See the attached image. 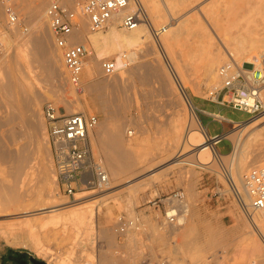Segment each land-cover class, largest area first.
<instances>
[{"label": "rangeland", "instance_id": "rangeland-1", "mask_svg": "<svg viewBox=\"0 0 264 264\" xmlns=\"http://www.w3.org/2000/svg\"><path fill=\"white\" fill-rule=\"evenodd\" d=\"M82 1L84 0H77V3H80ZM158 1H160L161 4L163 3V6L161 4L160 5L163 9L167 10H164V12L167 13L165 18H158L155 20L158 22L155 24L157 28L166 26L168 22H171L175 25H179L182 22H185V28L179 35L178 42L174 43L172 52L173 62H175L181 70L185 69L184 65L182 64L185 60L184 57H186L187 54H191L187 53V51L192 48H199L202 42L204 43L205 41H207V37L205 36L208 33H211L213 35L217 43H221L214 27L211 25L208 17L206 16V11L209 9V6L211 4L216 3L219 5L221 4L220 2H223L224 0H171L172 3L176 2V4H174V6H176L174 7L175 9H169L168 7L165 8L166 5L164 3V0ZM3 2L7 5H11L12 9L17 12L21 21V23H19L21 33L10 34L8 37L10 42L7 47V49L9 50L8 59L10 58L12 60L14 57L13 55H15L16 51L23 49L24 46L27 45L28 40L31 38L30 31H32L33 29L37 30V25L42 23V20L43 22L45 21L46 17H41L40 14H42L43 11L42 13H39L38 7H40L39 5H41L42 7L45 3H47L48 5L49 0H0V4ZM47 5H44V11L46 10ZM3 7H0V23L2 28L7 25H11L8 22L9 16L6 13V7H4V9ZM171 10H175L173 11L174 13ZM172 15L174 17H172ZM225 22H227L226 18L222 20V23ZM31 24L33 25L31 26ZM44 24L46 28H48L47 30L50 31L47 25L48 23ZM24 28H28V30L25 31ZM261 28L262 27L260 26L259 29ZM49 33H51V31ZM49 38V41H51L50 43L53 45V48L52 45H50V51L52 52L54 49H56L54 47L55 44L52 34H49ZM4 47L6 46L0 43V58L3 56L2 52ZM155 47L157 48L158 46L155 45ZM53 53H55V50L53 51ZM144 53L145 55H141L142 57L136 59V63L140 61H150L153 63L159 62L163 65V67H167V62L166 60H164V57L156 55L155 53L147 52L146 50ZM60 54H62L61 51ZM254 54H256L255 56L257 57L259 56L260 60H262L263 57L258 53L257 50H254L251 53L252 56ZM30 57V65L36 67V77L41 81L43 78H45L46 75L43 63L35 58V56L33 57V55H31ZM106 59H115V56H111ZM132 65L133 63L130 64V66ZM253 67L254 65L246 64L243 69L246 71H252L254 69ZM166 69L168 70V68ZM17 72L18 71H16L15 74ZM184 72L187 74L188 71L184 70L182 72L185 75V79L186 77L187 79H194H192V82L190 79L189 82L186 79L187 81L185 83V86L187 93L183 91L178 79H176V82L179 85L181 91L179 89L174 91V88H172V86L166 88L163 87V81L160 77L153 76L149 81H145L142 75L140 76L139 74L127 77L125 82H123V89L119 88L122 89L121 91L123 92L117 91V88L113 89H117L116 91H113L112 88H107L101 92L103 95L104 93L105 95L107 94L106 97L104 95L103 99L107 98V100L109 101L108 104L113 107L111 108L109 106L110 111L114 110L112 112L113 114L116 112V110L118 111L115 114L118 113L119 115L115 116L114 114V121H116L117 124L121 126V133H123L124 138L127 139L132 135L130 137V143L135 149L134 153L132 154L133 157H131V155L126 152L124 148L121 151L115 150L112 153L115 160L119 162L120 165L126 168L125 174H123L118 179H113L110 174V183L108 187L103 190H81L78 191L75 196H68L63 190H59L58 188L57 191H59L60 195H53V191L51 196H40L30 203H23L21 201L4 202L3 204L5 205L0 206V264H19L18 262L9 259L10 256H21L25 260L29 261V263L31 262V258H35L37 260L45 262V264H145L144 258L147 255L144 256V254L146 252H148V256L153 258L150 261L151 264L156 262L159 256L166 257L169 262L172 260L175 262L177 261L180 264H190L191 259L189 256H187V254L185 255L184 246H182V253H180V251L177 255L175 254V252H173L175 250L174 248L176 247L175 244L179 242H181L182 244L188 243L187 245L191 246L193 243H197L199 248L202 245L203 248L201 247V249L206 248L204 250L206 252L210 251V255L212 249L215 250L214 258L210 257V259L212 258L213 261L211 262L212 264H264V257L260 256V250L258 249L259 244L256 242V239L259 238L261 243H263L264 245V235L262 233L263 230L252 224L238 206L226 181V177L221 170V165H217L220 161L218 162L217 160L218 163L212 161L213 154L208 158V160H210L209 164L215 162V164L217 165L216 168L218 167V169H202L195 167V183L191 186L188 185L187 181L183 182L176 174L172 173L170 169L166 168L173 161V159L168 156L169 154L163 156V158H161V161L160 159H157L154 162H147L146 157L139 154L138 141L141 136V131H139V129L141 128L142 124H145L148 129L147 133L145 134L150 139V143L149 145H147V149H149L151 146L149 150L151 151L152 149L153 151V149L155 150V143H162L171 139L175 133V131L173 132L174 126L184 118L186 120L188 118L190 119V115H192L196 121V125H194L195 129H193V131L191 132V134H193L192 136L194 137L197 134L202 137L201 133L204 132V128H202L203 126L208 127L209 132L212 135L225 132V125L222 121H220V117L215 116L216 114H221L226 118H230L238 122L249 120L250 122H253L264 116L263 113L256 117H252L245 111L232 109L231 104L228 101L230 99V93H227V89L225 88L226 80L224 78L222 79V84H218L217 86V84H206V82H204V77L202 76V71L201 73L199 72V70L193 71V73H196L195 75L193 74L192 78L190 77V75L192 74L191 71L188 72L187 76ZM197 72L199 73L197 74ZM110 74L112 75L114 74V72L107 74L105 72V74H102V77ZM2 75L4 76V74ZM16 75L19 76V72ZM65 76L67 77V74ZM94 76V80H100L102 78H98V71ZM91 77L92 76H89L86 68L84 67V83L88 84ZM199 77L200 79H196ZM201 78L203 80H201ZM166 79L167 78L164 75V80ZM196 80H199L200 82ZM43 81L44 80H42L41 83L45 86L46 83ZM65 83H67L66 86H69V89H71V84L66 80ZM204 83L206 85H204ZM193 89L196 92L198 89L200 93L197 94L195 91H193ZM32 90L34 94L35 89L33 88ZM20 95L22 96V94H19V98ZM80 95L82 96V94ZM92 95H87L86 98L82 99V108L84 109V112L96 113L99 116V124L93 133V138H96L98 140V146L100 148V151L98 152L100 153L105 163V160H107V154L104 143L102 141L99 142L98 135H100V129H109L110 122L106 120V118H108V112L103 108L100 100L98 98L96 99L97 94ZM189 97L192 103L195 105V110L197 113L190 109ZM109 98L111 99V101L113 99L114 103L110 102ZM21 101H23V99H21ZM20 102L18 105L21 108L24 102L22 104ZM46 102H52L56 107H59L62 112H68L66 105L64 103H57L55 98L51 97L49 100H45L44 102H42L41 106L39 104L38 107H36V109L41 108L39 109L41 111H37L36 113L39 114L36 115L38 130L40 129L39 126L41 127L40 121H42V118H44L43 120L46 123L43 112V107ZM123 103H125L126 105L123 106ZM7 105V102L0 97V119H5L4 124L0 126V139L3 144L6 147L12 149L20 147V145L28 139L26 140V138L24 137H15V140L13 135L14 131L20 128H24V125H28L30 127V130L32 131L30 137V150H32L33 153L31 154V158H35L37 162L40 159L48 160V151L45 147V140L43 137L44 130L41 132L42 129H40L39 133H42L41 135L37 133V129V132L35 131L34 126L31 124V120L33 118L32 116L34 113L33 110L30 109L32 111H27L30 107H28V109L22 107L20 111L23 115L18 118L19 115L15 114L17 111L9 106L7 107L9 109H7ZM12 114H15V118L18 119H16L15 121H8L7 118H13ZM199 114H202V116L204 117H213L214 120L210 118H203V121L206 124L204 125L202 120V123L199 121ZM109 116H111V114ZM123 121L126 123V128L128 130H130L131 132L135 131L133 132L134 135L133 133H128L126 129V131L122 129L123 124L125 125ZM188 122L186 124H188ZM256 125L257 126L251 129L253 132H259L257 133L259 136L257 144H259L260 146L258 145L256 148H254L256 146V144H254L255 146H251V149L253 148V150H261L264 148V136L263 134L261 135V133H264V119L259 121ZM237 129L238 128H234V130H232L235 131ZM232 130L229 133L233 132ZM260 130H262V132ZM194 131L196 132L193 133ZM46 134L48 136L47 128ZM260 137L262 138V140L259 139ZM48 140L49 136L47 141ZM260 143H262L263 145ZM191 145L192 144L189 145V149L187 148V153L180 157V159L197 151L191 149V147L193 146ZM217 145L218 150L221 153H229L233 148L232 141L228 138H224ZM155 162H159L154 166L155 170L163 169L162 177L160 178L159 182H157L154 186L151 185L145 189H137L138 187L135 188L134 185L132 186V184L138 182L139 180H142L150 174L149 170L151 168L149 167V165ZM10 166L11 162L9 160L0 159V170L3 169L6 171V173L3 175H1L0 171L1 176L6 175V181H0V183L2 184H0V186L4 188L3 189L1 187V189L3 190H5V187L8 184L13 185L15 181V178L10 173L8 174ZM187 167L191 166L187 165ZM244 172L245 171H243V174ZM157 187H163L166 191L181 188L185 191L187 199H189V202H191L190 204H192L193 202V200H191V194H194L196 196L195 199H197L198 203L200 202L197 208L193 207V209L195 208V210L198 212L197 228L193 232H190L188 236L184 235L185 237H183V235H178L176 237L170 236L169 240L171 238V242L167 243L166 246L163 245L159 239H154V234L152 236V234L150 233L152 231H150L149 226L146 224V216L151 217L152 221L154 220V222H156V220L159 221L158 217L161 219L160 212L153 208H150L149 211H146L148 207L143 206L144 201L147 198L152 197ZM135 189L136 191H134ZM3 190L2 194H4ZM195 193H197L198 195H196ZM134 194H137V196L135 197ZM77 197L82 198L76 201ZM79 201L84 204L72 209L66 208L54 212H48L46 214L39 213L27 217H10L11 215H9L11 211L20 212L23 209H35L37 207L39 208V206L41 205L50 206L54 203L59 202H66V205H69ZM131 203H133V205ZM130 208H132V210ZM78 209H84L86 214H91L92 216V222H90L89 220L90 215L89 217H86L87 219H85V221H89H86V223L82 225L84 226L85 224H87L85 225L86 227L81 228V231H76V227L73 226V211H76ZM131 212H134L132 214H137V217L140 218V221L143 224L142 226L140 225L141 231L133 229L129 230L127 234L125 233L119 235L118 225L116 224L118 221V217L122 214L130 217ZM64 217H67V219H65ZM69 218H72L73 221L71 222ZM249 230H252L256 237L252 233L250 234L249 232H247ZM173 245L175 247H173Z\"/></svg>", "mask_w": 264, "mask_h": 264}, {"label": "bare ground", "instance_id": "bare-ground-1", "mask_svg": "<svg viewBox=\"0 0 264 264\" xmlns=\"http://www.w3.org/2000/svg\"><path fill=\"white\" fill-rule=\"evenodd\" d=\"M141 1L144 7L146 6L145 7L146 17L144 18V21L136 29H125L120 27L119 19L115 18L113 22H111V24L106 29L98 32H92L89 30L88 27L89 24L88 19H85L82 28L80 30H77L72 36L71 38L72 42L85 44V46L89 51L84 64L87 73L89 74V76L92 77L89 79L88 84L84 83L85 87L82 93H77L72 85H71V89H69V86L68 87L66 86L67 83H65V80L68 81V78L65 76L67 73L64 66L62 54H60L61 50L58 49L56 46H54L56 48L54 49L55 53H53L54 51L53 49L52 52L50 51L51 50L50 45L52 44L50 43L51 41H49L50 39L49 34L51 33H49L50 31L47 30L48 28H46L44 24L47 23V20L45 18H44L45 19L44 22L42 20V18L45 17V11H46L43 10L45 8L44 5L45 4L47 5V3H45L42 7L41 5H39L40 7L37 6L39 8V9L37 8L39 13H42L43 11V13L40 14L42 17L41 18L42 23L37 25L36 28L37 30L33 29L34 31L33 30L30 31L31 38L28 40L27 45L24 46L23 49L16 51L15 55H13L14 57L12 60L10 58L8 59L9 50L7 49V47L10 44L8 37L10 34L21 33L20 28L18 24L9 25V26L7 25L2 28L0 23V43L6 46L3 48V52H2L3 56L0 58V97L7 102L8 105L6 106V108L9 106L14 110H16L17 112L15 114H18L19 116L18 115L17 116L19 118L21 115H23L20 111L21 108L24 107L28 109V107H30L29 110L27 111L33 110L34 112L32 116L34 119L31 117L32 118L31 124L34 126V129L37 132L38 122L36 119L37 118L36 115L39 114L36 113L37 111L40 112L41 110L39 109L41 108L36 109V107H38L39 104L41 106L42 102H44L45 100H49L51 97L55 98L57 103H64L66 105V108L69 113L80 112V111L84 112V109L82 108L83 106L82 99L86 98L87 95L97 94L96 99L98 98L100 100L101 104L103 105V108L108 112V118H106V120L110 122L109 129L108 130L100 129V135H98V137H99V142L102 141L104 143L107 154V160H105L104 164L106 166L109 175L111 174V177L113 179L120 178L126 172V168L120 165L119 162H117L113 157L112 154L113 151L115 150L121 151L124 148L125 151L128 152L131 155V157H133L132 154L134 153L135 149L133 145L130 143L131 140L130 137L132 135L127 139L124 138L123 133H121V126H119L117 122L114 121L115 116L119 114L118 113L115 114L116 112H118L116 110L114 116V114L112 113L114 110L110 111L109 109L110 105L108 104L109 101L107 100V98L103 99L105 93L104 95L101 93L102 91H104V89L112 88L113 90L114 88H117L118 89V90L116 89L117 91H121L123 89L122 87H124L123 82H125L128 76L139 74L140 76L142 75L145 81H149L153 76L160 77L162 78L163 81V87L166 88L172 86V88H174L173 89L174 91L177 89L180 90V87L176 82L177 81L176 79H178V81H180V85L182 86L183 91L187 93L185 83L187 80L189 82L190 78L187 79L186 77L187 80L185 79V75L182 73L184 70L188 72L190 71L192 72V74L190 73L191 78L193 74L195 75L196 73V72L193 73V71L199 70L200 73L202 71V76L204 77L205 80L204 82H206V84L211 83V84H217L218 86V84L219 85L222 84V79L224 78L227 81L226 85L231 86L232 82H230L229 79L233 78V75L236 73V68L239 62L241 67H244L246 64L254 65L253 67L254 69L252 68L253 69L252 72L254 74H256L255 73L256 70H258L264 64V0H224L223 2H220L221 4L219 5L216 3L211 4L209 6V9L206 11V16L208 17V20L211 23V25L214 27L216 34L218 35L221 43L220 44L217 43L213 35L211 33H208L205 36L207 37V41H205L204 43L202 42L200 47L196 46L199 48L196 49L192 48L193 50L190 49L189 51H187V53H191V54L190 55L187 54L186 57H184L185 60L183 59L184 62L182 64L184 65L185 68L184 70L182 69L183 71L179 68V66H177L175 62H173L172 52H173L174 43L178 42V37L181 34L182 30H184L185 28L184 27L185 22H182L179 25H175L172 24L171 22H168L166 26L157 28L155 24L158 22L155 20L158 18H165L167 13L164 12V10L166 9H163L161 7V5L163 6V3L161 4L160 1L158 0H141ZM172 1L164 0V3L166 5L165 8L168 7L169 9H173L174 7H176L174 6L176 2L172 3ZM6 5L7 4L3 2L0 4V7L1 6L5 7ZM132 7L133 5H131L129 10H131ZM172 17L174 16L172 15ZM225 18L227 19V22L222 23V20H224ZM32 25L33 24H31V26ZM151 26L152 28H156L157 30L161 31L160 38L158 41L159 43L156 41L154 37ZM260 26L262 27L261 29H259ZM155 45L158 46L157 47L158 49L155 47ZM145 50L147 52L155 53L156 55H160L164 57L165 58L164 60H166L167 62L166 68H168V70L165 67H163V65L159 62L153 63L150 61L149 62L140 61L136 63L135 62L136 59L142 57L141 55H145L144 53ZM254 50H257L258 53L263 57L262 60H260L259 56L258 57L255 56L256 54H254L253 56L251 55V53ZM31 55H33V57L35 56V58H37L43 63V66L46 71V75L45 78H43L42 80H44L43 82L46 83V84L44 83L45 86L42 85L41 83L42 80L40 81V79L36 77L35 74L36 67L30 65ZM125 55L130 58L131 64L133 63L132 66L125 64L124 61ZM111 56H115V59L117 60V71L114 72V74L112 75L110 74V75H106L105 77H102V74H105L102 68V62L104 59ZM164 69H166L167 71ZM16 71L19 72L20 74L19 76L16 75L18 72L15 74ZM97 71L99 72L98 78L102 77L101 79L99 78L100 80L98 79L94 80L95 78L94 75ZM199 72H197V74ZM2 74H4V76ZM164 75L167 78L166 80H164ZM192 79H190L191 82L194 80ZM196 79H200V77ZM201 80L203 79L201 78ZM206 84L204 83V85ZM33 88L35 89L34 94L32 90ZM193 91L195 90L193 89ZM196 93L197 94L200 93L198 89ZM258 93L260 94V97L264 100V86L260 88ZM19 94H22V96L20 95V98H19ZM80 94H82V96ZM101 94L103 95V97ZM19 99L20 101L21 99H23V101L20 102ZM19 102L21 104L24 102L21 108L18 105ZM110 102H113V99L112 101L110 99ZM125 103H123V106L126 105ZM189 103H190L189 104L190 109L196 112L195 105L192 103L190 97H189ZM15 114H12L13 118H7V120L15 121L16 119H18L15 118L16 117ZM110 114L111 116H109ZM199 116H200L199 121L201 122L202 120L203 124L206 125L203 121V118H208V117L207 116L204 117L202 116V114H199ZM215 116L220 117L219 118L220 121H222L223 124L225 125L224 136L232 141L233 148L229 153H225V152L221 153L218 150V145L216 144L215 140L210 139L211 138L210 135L212 136V134H210L208 127H204L203 124H202L203 126L202 128H204L203 129L204 132L201 133L202 137H200L197 133H196L197 135L195 134L196 135L195 137L192 136L193 134H191V132L193 131V129H195L194 125H196L195 124L196 121L194 117L190 115V119L188 118L189 122L188 119L186 120L183 117L184 119H182L179 123H177L174 126L173 132L175 131V133L171 139L162 143H155L154 145L155 150L153 149V151L152 149L151 151L149 150L151 146L150 148L148 147L149 149H147V145H149L150 139L145 135L148 130L147 126L145 124H142L141 128L139 129V131H141V136L138 141L139 154L141 156H145L147 162H154L157 159L158 160L160 159L161 161V158H163V156L169 154L168 156L171 157L173 161L166 168L170 169L171 172L176 174L183 182L187 181L188 185L190 186L195 183V178H196L195 167L202 169L205 168L218 169V167L216 168V166L221 165V170L222 171H224V169L227 170L229 174L233 177L237 185L241 187L243 184L242 182V178L244 175L243 171L246 172L249 169H251V167L264 165V148L261 150H257V149L253 150V148L251 149V146H255L254 144H256L254 148H256L259 145L257 144V140L259 137L257 133L259 132L255 131L256 132L255 133L252 131L251 128L257 126L256 124L262 119H264V116L260 117L259 119L253 122H250V120L238 122L235 120H231L230 118H226L221 114L220 115L216 114ZM43 119L44 118H42V121H40L41 123L39 122L41 125V127L39 126V128L42 129L41 132L44 130L43 137L45 140V147L48 151V160L47 159L39 160L37 158L39 160L37 162L35 158H31V154L33 153V151L30 150V146H31L30 137L32 131L30 130V127L28 125H24L23 126L24 128H20L14 131L13 134L14 139L15 137L16 138L24 137L26 138V140L28 139L27 141H24V143H22L20 147L16 149L6 147L0 139V159L9 160L11 162V166L8 170V174L10 173L15 178L13 185L10 184L7 185L6 184L7 182L5 183L7 185L5 187L6 191L3 190L4 188L2 186H0V206L5 205L3 204L4 202L21 201L23 203L24 202L30 203L40 196L41 197L51 196L53 191H54L53 195H60L59 191H57L59 186L58 183L56 182L57 179L54 173V168H53L54 163L51 157L52 153L47 141L48 139V136L46 134L47 126ZM210 119H213V117ZM4 121L5 119L3 120L2 118L0 119V126L4 124ZM187 122L188 124H186ZM123 123L125 122L123 121ZM126 127L127 126L125 123V125L123 124L122 129L124 131L127 130L128 133L135 132V131L131 132ZM234 128H238V129L233 131ZM40 129L38 130L37 133L40 132ZM231 130L233 132L229 133ZM260 131L262 132V130ZM195 132L196 131H194L193 133ZM39 134L42 135V133ZM262 134L264 136V133H261V135ZM261 137L259 139L262 140L263 137L262 138ZM92 141L95 151L99 153L98 151H100V148L98 146V140L92 137ZM190 144L193 145V146L191 145L192 147L190 146L191 149L197 151L193 154H190L180 159V157H182L187 153L188 151L187 148L189 149ZM212 154H213L212 161L217 162L218 160V162L220 161L219 164L216 165L215 162L209 164L210 160H208V158ZM158 163L159 162L150 164L149 165V167L151 168L149 170L150 174L147 177L143 178L142 180H139L138 182L132 184V186L134 185L135 188L138 187L137 189L139 188L145 189L151 185L154 186L157 182H159L160 178L162 177L163 169L155 170L154 166ZM187 165H190L191 167H187ZM0 171H1V175L6 173V171L3 169H1ZM1 175L0 177L2 178H0V181L2 182L6 181L5 178L6 175L5 176H1ZM1 187L3 189H1ZM2 190L4 194H2ZM134 191H136V189ZM137 194H134L135 197L137 196ZM195 194L198 195L197 193ZM80 198L82 197H77L76 201L80 200ZM195 198L196 196L194 194L193 195L191 194V200H193V202L192 204H190L191 202H189L190 204L189 216L182 225L164 226L161 223V219L159 217H158L159 221L156 220V222H154V220L152 221L151 217L146 216L147 218L146 224L149 226L150 231H152L150 232L152 236L154 234L155 236L154 239L155 238L159 239L160 242L166 246L167 243L171 242L170 241L171 238L169 240L170 236L176 237L178 235L180 236L183 235V237H185L188 236L190 232H193L198 225L197 224L198 212L195 210V208L193 209V207L197 208L198 204L200 203V202L198 203L197 199ZM245 200L248 201V198H245ZM188 201L190 200L188 199ZM82 204L84 203H82L81 201L74 202L69 205H66V202H59V203H54L53 205L50 206L41 205L39 206V208L37 207L35 209H28V208L23 209L20 212L11 211L10 214L9 213L8 214L11 215L10 217L13 216L27 217L39 213L46 214L48 212H54L66 208L72 209V208H76L77 206H82ZM131 204L133 205V203ZM130 209L132 210V208ZM132 213L134 212H131L130 217L136 218L137 214L133 215ZM89 215H90L89 220L90 222H92L91 214H86L84 209H78L76 211H73L74 221L72 220V218L69 219L71 222L72 221L74 222L75 225L73 224V226L76 227L77 229V230L75 229L76 231H81V228L86 227L85 225L87 224H85L84 226L82 225L86 223V221H89V220L85 221V219H87L86 217H89ZM254 216H255L254 217L255 225L259 227V229L263 230L262 233L264 235V223H263L264 211L262 213L255 214ZM65 219H67V217ZM140 225L141 226L143 225L141 221H140ZM133 229L134 227H132L129 230H133ZM129 230L127 232H129ZM139 230L141 231V229ZM247 232H249L250 234L252 233L256 237V235L253 233L252 230H249ZM256 242L259 244L258 249L260 250V256L264 257L263 243H261L259 238L256 239ZM185 244H182L181 242L176 243L175 244L176 247L173 245V247H175L174 248L175 250L173 252H175V254L177 255L179 254L180 251H181L180 253H182V246H184L185 255L187 254V256H189L191 259L190 264H202V263L210 264L211 262H213L212 258H214L215 256V250L212 249L210 255V251L206 252L204 250L206 248L201 249V247L203 248L202 245L199 248L197 243L196 244L193 243L192 246L187 245L188 243L186 244L187 246ZM168 246H172V245H168ZM210 257L212 258L210 259ZM169 263L180 264L177 261L175 262L172 260Z\"/></svg>", "mask_w": 264, "mask_h": 264}, {"label": "built area", "instance_id": "built-area-1", "mask_svg": "<svg viewBox=\"0 0 264 264\" xmlns=\"http://www.w3.org/2000/svg\"><path fill=\"white\" fill-rule=\"evenodd\" d=\"M131 5L133 7L129 10ZM5 7L9 24L19 25L21 21L17 12L11 5ZM45 17L54 44L62 52L68 81L77 93H82L85 87L83 70L88 50L85 44L72 42L71 38L82 28L84 20L88 19V27L92 32L106 29L115 18L119 19L120 27L136 29L144 21L146 10L141 0H84L80 3L75 0H49ZM24 30L27 31L28 28ZM152 32L158 42L161 31L152 28ZM124 61L126 65L131 64L126 55ZM102 68L106 73L115 72L117 60L104 59ZM252 71H246L238 64L236 73L229 79L232 85L225 84V88L230 93L228 101L232 109L245 111L256 117L264 113V100L258 93L264 85V64L256 70V74ZM43 112L59 190H63L68 196H75L81 190L107 188L110 175L92 141L99 124V116L83 111L62 112L52 102L44 104ZM210 137L216 144L226 138L224 132ZM223 172L238 206L255 225L254 215L264 211V165L246 171L241 187L227 170L224 169ZM143 206L148 207L146 211L150 208L159 211L164 226L182 225L190 212L187 195L181 188L166 191L163 187H157L153 196L144 201ZM116 224L119 235L127 233L132 227L141 229L139 217L122 214ZM144 256V263L151 264L153 258L148 256V252ZM153 264H169V261L166 257L159 256Z\"/></svg>", "mask_w": 264, "mask_h": 264}, {"label": "water", "instance_id": "water-1", "mask_svg": "<svg viewBox=\"0 0 264 264\" xmlns=\"http://www.w3.org/2000/svg\"><path fill=\"white\" fill-rule=\"evenodd\" d=\"M9 259L18 262L19 264H30V263H33V264H45V262H43L41 260H37L35 258H31L30 259L31 262L29 263V261L25 260L21 256H10Z\"/></svg>", "mask_w": 264, "mask_h": 264}, {"label": "crops", "instance_id": "crops-1", "mask_svg": "<svg viewBox=\"0 0 264 264\" xmlns=\"http://www.w3.org/2000/svg\"><path fill=\"white\" fill-rule=\"evenodd\" d=\"M208 118H212V117H210V116H207ZM214 135V134H213Z\"/></svg>", "mask_w": 264, "mask_h": 264}, {"label": "flooded vegetation", "instance_id": "flooded-vegetation-1", "mask_svg": "<svg viewBox=\"0 0 264 264\" xmlns=\"http://www.w3.org/2000/svg\"><path fill=\"white\" fill-rule=\"evenodd\" d=\"M30 264H33V263H30Z\"/></svg>", "mask_w": 264, "mask_h": 264}]
</instances>
